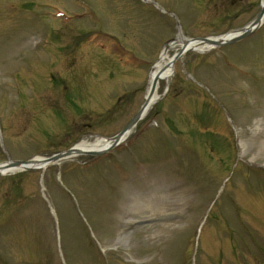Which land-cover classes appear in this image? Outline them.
I'll return each instance as SVG.
<instances>
[{
    "label": "rangeland",
    "instance_id": "obj_1",
    "mask_svg": "<svg viewBox=\"0 0 264 264\" xmlns=\"http://www.w3.org/2000/svg\"><path fill=\"white\" fill-rule=\"evenodd\" d=\"M262 7L0 0V163L110 140L146 101L169 40L235 32ZM157 85L118 146L0 174V264H264V23L188 50Z\"/></svg>",
    "mask_w": 264,
    "mask_h": 264
},
{
    "label": "water",
    "instance_id": "obj_2",
    "mask_svg": "<svg viewBox=\"0 0 264 264\" xmlns=\"http://www.w3.org/2000/svg\"><path fill=\"white\" fill-rule=\"evenodd\" d=\"M264 20V7H262V10L260 12V14L250 23L248 24L246 27L237 30L236 33L231 36L230 38L224 40V41H218V40H214L211 38H194V39H188L186 40L183 45L180 47V49L178 50L177 53H175L171 59V63L170 66L173 67L175 61L177 59H179L182 55L185 54V52H187L189 49H187L188 44L190 41H200V42H207L211 45L214 46H225L228 44H232L235 42H238L248 36H250L262 23ZM177 38H174L172 41H176ZM159 79L155 80L154 82V86L153 89H156V86L158 84ZM148 105V100H146L144 102V104L142 105L141 109L131 118V120L125 125V127L118 133L116 134L114 137L110 138V144L104 148V149H100V150H84L81 151L79 149H76L75 147H72L66 151L60 152L58 154L52 155L50 157H43L42 161H44L46 163V165L54 163L60 159H63L65 157H68L70 155L73 154H90V155H100L102 153H104L105 151L113 148L114 146L118 145L122 139L126 136V134H128L136 125L137 123L143 118V116L145 115L144 110ZM37 161L36 158L33 159H29L26 161H22V160H10L7 162H4L2 164H0V174H3L5 172V170L8 169H18V171L20 170H34V169H39L42 167H37L34 166V164Z\"/></svg>",
    "mask_w": 264,
    "mask_h": 264
},
{
    "label": "bare ground",
    "instance_id": "obj_3",
    "mask_svg": "<svg viewBox=\"0 0 264 264\" xmlns=\"http://www.w3.org/2000/svg\"><path fill=\"white\" fill-rule=\"evenodd\" d=\"M262 6L264 7V0H262ZM236 32H230L228 34H225L223 36L220 37H215L212 38L214 40H218V41H224L228 38H230L231 36H233ZM188 40L180 31L178 38L175 42L171 43L168 46V49L164 50L160 59L157 61V63L154 65V67L152 68L151 72H150V76H149V82H148V87H147V94H146V100H148V105L144 110V113L147 114L148 111L150 110V108L152 107V105L156 102V100L158 99V94H157V89H158V85L156 86V89H153L154 86V82L155 80L159 79L158 81H160L161 79H165L168 80L170 78V76L173 74V67L170 66L171 63V59H172V55L170 54V49H177L179 47H181L183 45V43ZM212 48V45L207 43V42H200V41H190L188 44L187 49L190 50H196V51H200V52H205L208 51ZM130 133L126 134V136L124 137V139H126L129 136ZM258 137V139L260 140L261 137L259 136V134H256ZM110 144V140L109 139H105V138H101V137H97L94 139H90V138H85L83 140H81L77 145H76V149H79L81 151L84 150H98L101 148H104L106 146H108ZM262 152V151H261ZM262 154V153H261ZM37 161L34 164V166L37 167H42L45 168L47 165L44 161H42V157H36ZM18 169L14 168V169H8L5 170L3 172L5 173H9V172H17ZM136 200L134 201V203L131 205L130 210H135L137 209L139 206V202L140 199L139 198H143L140 195H136ZM154 201V200H153ZM150 201L147 202V204L145 202H142V206L141 207H150ZM162 235L158 234L157 237L160 238ZM125 241V233H120L118 238H117V242L118 243H122Z\"/></svg>",
    "mask_w": 264,
    "mask_h": 264
}]
</instances>
